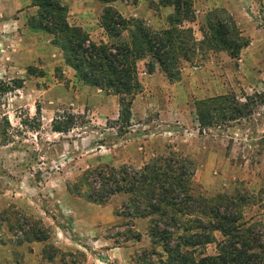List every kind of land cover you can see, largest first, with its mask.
<instances>
[{
  "label": "rangeland",
  "instance_id": "rangeland-1",
  "mask_svg": "<svg viewBox=\"0 0 264 264\" xmlns=\"http://www.w3.org/2000/svg\"><path fill=\"white\" fill-rule=\"evenodd\" d=\"M139 1L143 9L147 7L157 13L151 15L137 8L134 19L147 27L144 21L158 15L160 6L156 0ZM190 2L193 7L196 1ZM0 4V264H102L99 259L104 257L105 251L119 244L125 249L126 262L145 258L147 221L135 219L130 222L128 218L114 216L125 201V194H115L99 206L67 192L66 186L77 180L82 172L101 165H127L139 169L149 158L166 154L170 149L190 159L194 168L190 179L194 194L211 197L226 193H216V190L208 193L196 184V179H202L211 187L223 186L221 188L229 191L227 194L236 188L257 194V190L250 192L246 185L252 183V177L264 173V91L256 92L249 86L257 77L254 74H246L244 81L249 84L240 87L234 72L242 66L240 59L241 56L245 58L247 49L249 55L257 53L253 63L249 60L250 67L264 69V44L261 48L258 44L264 41V0H226L229 12L225 8H214L231 20L229 22L235 26L233 33L247 41V45L240 50L236 60L229 59L224 52L211 55L213 61L208 66L221 73L225 87L211 90L208 97L202 96L189 105L194 123L190 126L196 128L202 138L190 144L189 139L196 136L182 131L186 125H176L177 128L172 129L173 134L179 130V136L184 137L180 142L184 146L182 150H177V140L169 142L168 136L163 134L165 124L157 117L160 127L156 124L152 127L150 123L141 125L145 123L144 119L131 121L130 116L129 126L118 128L120 124L114 123L119 109L117 96L107 90L84 86L76 79L73 70L64 64L62 53L52 44L51 37L29 27V21L36 18L37 8L31 6L29 0H0ZM122 7L116 3L118 11H122ZM96 9L86 11L78 20L88 22L95 15L98 24L101 10L100 7ZM207 13L200 16L201 22ZM77 14L81 16L82 12ZM77 14L66 15L70 25L78 21ZM198 21L194 14L193 22L183 25L191 29L195 41L201 36ZM197 32L199 35H195ZM253 40V47L257 46L251 50L249 44ZM200 54L204 55H196L190 63L179 60L172 68L177 69L179 79L182 69L206 65L204 61L210 52L201 51ZM155 66L160 70L156 63L151 66L148 56L136 62L140 90V70L147 72L148 68L154 69ZM163 79L173 83L164 76ZM203 79L204 83L209 82L208 78ZM221 98H226L233 110L229 106L219 111L215 108L213 123L208 128L198 129L194 102ZM243 104L246 107L242 113L247 117L233 121V111ZM202 109L204 111L205 106ZM101 110L105 111L104 116L99 113ZM56 116L72 119L66 132L53 131L51 120ZM188 151L190 155H186ZM200 166L202 170L196 172ZM260 204H246L240 211L242 219L254 227L258 240L264 245V219L259 211L264 204ZM21 216L40 221L48 230V239L44 242L22 240L21 232L15 230L23 223ZM74 216L80 220L76 222ZM130 231H138L141 243L134 244L138 241L130 240L123 246V239L132 235ZM214 237L218 239L216 244L220 238L218 234ZM197 252L211 256L216 251L214 244H209L198 247ZM44 258L54 259L49 263ZM148 259L156 261L154 256H149L146 261Z\"/></svg>",
  "mask_w": 264,
  "mask_h": 264
},
{
  "label": "trees",
  "instance_id": "trees-1",
  "mask_svg": "<svg viewBox=\"0 0 264 264\" xmlns=\"http://www.w3.org/2000/svg\"><path fill=\"white\" fill-rule=\"evenodd\" d=\"M94 1L102 5L98 25L108 37L106 43L94 44L81 28L70 25L66 19L67 8L58 0H29L37 11L36 18L28 24L31 29L51 37L52 44L62 53L64 64L84 86L107 90L117 96L119 109L114 123L120 124L118 128L129 126L130 106L140 91L138 60L148 56L151 66L158 64L162 75L174 82L179 80V73L172 68L179 60L190 63L201 51L224 52L229 59L236 60L247 45V41L233 33L234 24L219 10L204 15L199 27L201 39L195 41L191 29L183 26L193 22L190 0H156L158 6L172 9L165 18L166 28L157 31L142 26L137 19L122 17L108 5L123 1L134 5L136 0ZM152 70L148 68L147 73ZM229 104L226 98L195 101L198 129L213 123L215 108L219 111L229 106L233 110ZM245 107L243 104L235 108L233 121L245 120L247 116L242 113ZM71 124V118L56 116L51 120L55 133L66 132ZM167 151L149 158L139 169L127 165L87 169L66 186L67 192L99 206L115 194L126 195L114 216L128 218L130 222L147 221L149 243L144 249L147 254L145 258L133 260L134 264H264V245L254 227L242 219L240 211L246 204H264V188L255 195L244 188L211 197L194 194L190 182L194 168L190 159L170 149ZM20 219L23 223L15 230L21 232L22 240L44 242L48 239V230L40 221L23 216ZM23 227L27 229L22 231ZM130 232L132 235L123 242H139L138 231ZM215 234L220 238L216 244ZM209 244H214V255L196 253L198 247ZM149 256L156 257L155 263L146 261ZM44 259L51 263L54 258Z\"/></svg>",
  "mask_w": 264,
  "mask_h": 264
},
{
  "label": "crops",
  "instance_id": "crops-1",
  "mask_svg": "<svg viewBox=\"0 0 264 264\" xmlns=\"http://www.w3.org/2000/svg\"><path fill=\"white\" fill-rule=\"evenodd\" d=\"M85 1L86 3H83V1L80 0L77 1L73 0V2L71 0H66L65 2L62 1L60 2L61 4L66 6L68 16L73 13L77 14L79 12H82L81 16L79 14L76 15L75 18L78 20L79 18L82 19V16L85 14L86 11L91 10L92 12H94V10H97L96 7H100L99 10H101L102 8V5L97 1L94 0H85ZM195 1H196L195 3L193 2L192 8L194 9L195 16L199 18L198 23L199 22L201 23L200 16L202 14H204L205 12L212 11L214 10V8H223V9L225 8L226 11L228 12L230 11L228 9V6H226L225 4L226 0H195ZM116 3H119L120 6H123L122 11H118L115 8ZM121 3H123V5ZM127 4L130 3L123 1V2H114L108 5L114 8L124 18L131 17L134 19V17L136 16L135 13L137 12L136 11L137 8L138 9L140 8L141 11H144L147 14H149V12L151 15L157 14L155 11H150L149 9H147V7L143 9V7H141V2L139 0H136V3L134 5L130 4L127 6ZM19 6L21 7V4H19ZM0 10H2L1 4H0ZM161 10H165V12L163 13L161 12ZM245 10L246 13H248V9L246 8ZM170 12H171L170 8L159 7V12H158L159 14L156 16H151L150 21H144V24L152 30L164 29L167 26L165 22V17ZM126 13L128 14L126 15ZM137 16L140 15L137 14ZM140 17H142V15ZM72 25L81 28V30L85 32V34H87L88 39L94 44L108 42V37L106 33L103 31L101 27H99V25L95 21V15H92V19H90V21L88 22L78 20L77 22H72ZM192 29L194 30V26H192ZM195 35H199L198 32ZM200 38L201 36H199L198 39H196V41H199ZM253 44H254V40L249 44L251 45L252 48L251 50H254V47L257 46L255 45L253 47ZM258 44L260 45L261 48V46L264 44V41H261L260 43L258 42ZM248 50L249 49L245 51L246 52L245 58L241 56L243 54L240 55L241 56L240 61H242L241 64L242 66L238 67V70L234 72L237 76L236 79L240 82V87H242L243 86L242 84H249L248 82L244 81V76H246V74H254L257 77L255 78L253 84L251 85L249 84V86H251V88H253L256 92H258V90L264 91V69L262 68L252 69L250 67L249 60L253 63L256 58L255 54L257 53L254 52L253 53L254 55H249ZM199 55H204V54H199ZM211 55H215V54L210 53L208 55V59L204 61V63L206 64L204 67L188 66L182 69V71H180V79L173 83H168L166 80H164L162 73L156 66L150 73H147L146 71L141 69L139 72V75L141 77V90L138 94L135 95L131 104V108H130L131 121L133 119L135 120L144 119L146 124L143 122L141 123V125H148L150 123L152 124V127H155V124L157 127H160L162 125L158 123V121L156 120L157 117L158 119H160V122H164L165 124L162 127V128L165 127V129H163V134H166L168 136L169 142L174 139L177 140L175 143L177 150H180V148L182 150L184 148L183 145H180V142L184 141V137L179 136V130L176 131L178 135L172 133L175 127L177 128L176 125H180V124L183 126L186 125L187 128L186 129L183 128L182 131L184 130V133L186 134L188 133L187 131H189V133H191L192 136H196L194 137V139H189L188 142L190 144L192 142L194 143L195 139L202 138V136L198 134V130L190 126V124H194V123H193L192 112H190L189 110V105L192 104L193 100L202 98V96L208 97L211 94V90H215L216 88L221 90V88L225 87V84L222 81L224 78H221V73L220 74L217 73V69L214 68L213 66L212 67L208 66V64H212L213 61ZM203 77L208 78L209 82L204 83L205 80L203 79ZM257 78L261 79L262 83L257 81L258 80ZM246 88L251 90V88L248 86ZM99 113L104 116L105 111L101 110V112ZM189 152L190 151H188L186 155H190ZM190 157L194 159L193 156ZM200 170H202V166H200V168H197L196 172L197 171L199 172ZM251 179H252V183L246 185L247 186L246 188H249L250 192L256 190L258 191V189L264 188L263 171L262 173H259V175L257 174ZM196 184H199L202 188L208 190V193L209 192L213 193L215 190L217 191L216 193L229 192L227 191V189L221 188L223 186L218 187L219 185H217L216 187H211L207 183L204 184L202 179H196ZM250 184L252 187L249 186ZM225 188L227 187L225 186ZM263 209L264 207L260 208L259 211L262 213L261 216L264 219ZM73 219L76 222L80 220L78 216H74ZM112 220L113 219H111V221ZM104 241H108V240H104ZM128 243L129 241L123 243L122 245L124 246L125 244L127 245ZM137 243L138 244L141 243V238L139 242H134V244ZM148 243L144 246H148ZM119 245H115L112 248L106 250L104 257L99 259L100 262L102 264H121V263L132 264L133 262L132 263L126 262V259L128 257L126 256L125 249L121 245L120 246Z\"/></svg>",
  "mask_w": 264,
  "mask_h": 264
}]
</instances>
